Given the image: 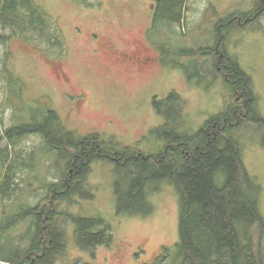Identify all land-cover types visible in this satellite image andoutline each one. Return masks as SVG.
Here are the masks:
<instances>
[{
	"label": "rangeland",
	"instance_id": "rangeland-1",
	"mask_svg": "<svg viewBox=\"0 0 264 264\" xmlns=\"http://www.w3.org/2000/svg\"><path fill=\"white\" fill-rule=\"evenodd\" d=\"M34 1L59 29L62 50L52 49L34 35L24 37L26 40L21 36L0 39V150L7 147L13 160V179L20 189L11 201L0 197V221L8 215L4 223L19 212V205L34 207L43 200L47 205L51 194L45 186L58 181L71 152L62 156L48 150L39 136L11 143L5 138L7 130L40 123L41 111L51 110L61 120L65 133L70 134L68 141L99 134L108 149L112 147L109 143H114L149 154L158 146L152 131L164 125L154 104L159 105L174 92L183 106L178 123L170 127L185 135L194 133L230 101L211 52L218 24L231 16L251 15L262 7V0H181L180 23L151 25L146 33L158 56L163 58L164 48L160 46L169 45L172 58L160 59L162 68L150 69L145 78L123 73L115 55L104 54L99 45L104 41L113 50L123 51L125 42L135 38L143 50H151L145 30L153 13V0ZM0 34L10 32L0 28ZM225 38L223 49L250 77L257 110L264 118V11L251 23L238 21ZM185 50L192 51L193 56L180 58ZM232 135L241 147L245 169L260 188L258 208L264 218L263 130L251 123L235 129ZM124 169L101 160L93 162L86 185L77 187V194L57 208L75 219L103 220L112 234L111 245L82 250L74 237L77 225L59 217L55 220L56 232L65 235L66 241L54 264L170 263L178 242L179 195L172 185L154 181L146 188L149 214L118 212L115 185L124 190L128 181H135ZM32 223L25 219L11 226L0 237V246L9 252L24 247L28 243L24 239L32 236Z\"/></svg>",
	"mask_w": 264,
	"mask_h": 264
},
{
	"label": "trees",
	"instance_id": "trees-1",
	"mask_svg": "<svg viewBox=\"0 0 264 264\" xmlns=\"http://www.w3.org/2000/svg\"><path fill=\"white\" fill-rule=\"evenodd\" d=\"M153 1L156 4L153 27L181 22L183 1ZM259 8L251 15L231 16L218 24L216 45L211 52L216 58V73L220 75L230 101L194 133L185 135L170 127V124L178 123L183 106L181 97L174 92L159 105L154 104L157 114L163 117L164 125L152 131L158 146L149 154L107 142L112 146L108 149L99 134L76 137L75 140L72 137L68 141L70 134L65 133L61 120L51 110L41 111L40 123L7 130L5 138L11 143L14 139L39 136L48 150L62 156L68 150L71 152L58 181L45 186L51 194L46 206L47 200L34 207L19 205V212L7 223L4 221L8 215L1 218L0 237L25 219L33 222V232L28 240L24 239V243H28L13 252L0 246V264H54L66 241L65 235L58 236L56 232L55 220L59 217L77 225L74 237L82 250L92 251L96 246L111 245L112 234L103 220L75 219L57 210L61 202L77 194V187L86 185L89 166L100 160L109 162L118 170L125 168L123 172L134 176L132 180L135 181H128L129 185L124 190L119 184L115 185L118 212L149 214L146 188L151 182H166L177 191L180 198L178 242L169 264H264V218L258 208L260 188L245 169L241 147L232 135L235 129L254 123L263 130L261 146L264 149V118L257 110L250 77L222 46L225 36L238 21L251 23L256 20L264 11V0ZM223 27L226 32L222 31ZM0 28L10 32L9 35L0 34L1 40L34 35L41 37L52 49L62 50L59 29L34 0H0ZM160 47L164 48L162 60L172 58L169 45ZM183 56H193V52L181 51L179 57ZM194 65L198 64L195 62ZM10 160L7 147L0 150V167L3 170L0 172V197L3 201H11L20 190L13 179Z\"/></svg>",
	"mask_w": 264,
	"mask_h": 264
},
{
	"label": "flooded vegetation",
	"instance_id": "flooded-vegetation-1",
	"mask_svg": "<svg viewBox=\"0 0 264 264\" xmlns=\"http://www.w3.org/2000/svg\"><path fill=\"white\" fill-rule=\"evenodd\" d=\"M155 2L152 4V7H154L152 10V15L150 19V23L147 26L145 30V40L147 44H150L147 39V31L151 28V24L154 17L155 12ZM94 38H97L94 36ZM126 46L124 47L123 51H116L113 50L112 47L108 46V42L101 41L99 45V50L102 51L104 54L113 53L115 61L118 60L119 65L121 67V70L123 73L131 76L133 74H139L143 77H148L150 69L154 67H161L162 68V61H160L161 56L159 54L158 56V50L154 49L153 45H151V50L142 49L140 46V41L137 39H132V41H126ZM99 50H94V53L99 52ZM157 52H156V51ZM62 72V70H60ZM78 98V97H77ZM78 101V99H77ZM76 101V103H77ZM80 103V101H78ZM77 106V104H76ZM75 106V107H76Z\"/></svg>",
	"mask_w": 264,
	"mask_h": 264
}]
</instances>
